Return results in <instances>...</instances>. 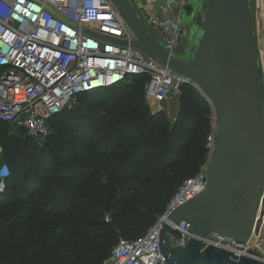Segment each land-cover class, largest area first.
I'll return each mask as SVG.
<instances>
[{
  "label": "trees",
  "instance_id": "obj_1",
  "mask_svg": "<svg viewBox=\"0 0 264 264\" xmlns=\"http://www.w3.org/2000/svg\"><path fill=\"white\" fill-rule=\"evenodd\" d=\"M146 81V74H134L77 93L48 119L46 154L35 152L38 138L16 126L14 134L0 119V163L9 171L0 192V264H51L60 243H71L70 260L102 264L86 243L112 246L118 234L138 237L133 227L149 226L198 170L207 152L209 103L183 83L169 119L150 109ZM77 211L88 224L80 217L74 226Z\"/></svg>",
  "mask_w": 264,
  "mask_h": 264
},
{
  "label": "built area",
  "instance_id": "obj_2",
  "mask_svg": "<svg viewBox=\"0 0 264 264\" xmlns=\"http://www.w3.org/2000/svg\"><path fill=\"white\" fill-rule=\"evenodd\" d=\"M146 1L133 3L145 10L143 18L153 33L176 49L185 0H166V4H174L166 13L157 12ZM86 30L124 39L127 44L104 40ZM134 38L114 0H0V119L23 128L27 135L45 136L48 119L70 106L77 93L109 86L134 74L147 75L145 91L156 109L165 111V104L178 98L183 83L199 90L210 105L207 152L198 170L180 182L163 212L142 235L129 238L118 234L102 264L163 263L157 247L161 221L167 212L205 188L216 138L213 105L198 85L167 69L148 52L131 46L129 41ZM260 64L264 82V65ZM171 115L174 119L175 114ZM8 173L6 163H1L0 189ZM257 218L261 220L259 231L255 234L252 230L247 240L237 241L209 231L198 237L201 247L211 243L237 255L250 254L252 249L256 255H251L264 264V184L257 202ZM172 225L175 230L169 233L170 244L183 245L191 235L189 222L182 219Z\"/></svg>",
  "mask_w": 264,
  "mask_h": 264
},
{
  "label": "water",
  "instance_id": "obj_3",
  "mask_svg": "<svg viewBox=\"0 0 264 264\" xmlns=\"http://www.w3.org/2000/svg\"><path fill=\"white\" fill-rule=\"evenodd\" d=\"M114 1L135 35L129 44L195 82L216 117L205 188L161 221L157 247L162 264H263L252 249L237 255L211 243L201 247L198 238L210 231L245 241L261 224L255 214L264 184V82L250 0H185L176 49L153 33L143 18L145 10L133 0ZM182 219L189 222L191 235L183 245H172V224Z\"/></svg>",
  "mask_w": 264,
  "mask_h": 264
},
{
  "label": "rangeland",
  "instance_id": "obj_4",
  "mask_svg": "<svg viewBox=\"0 0 264 264\" xmlns=\"http://www.w3.org/2000/svg\"><path fill=\"white\" fill-rule=\"evenodd\" d=\"M250 5H251V11H252L255 27H256L257 43H258V47H259V58H260V62L264 65V0H250ZM183 27H185V26L183 25ZM260 33H262V35H263L262 39L260 37ZM179 46H181V45L178 43L176 48ZM100 93L101 92H99L98 94L100 95ZM148 103H149L150 109L154 110V106H155L154 101L149 100ZM173 104H175V105H173ZM168 105H171L169 107L173 110H171L170 108H167L163 112H164L166 117L171 119V116H172L171 113L175 114L176 111L178 110V107H179V106H177L178 105L177 99L173 103H168ZM165 106H167V105L165 104ZM169 109L171 112H169ZM8 124H9V129L14 134H17V133H15V131H16L15 126L13 124H10V123H8ZM44 139H45V137H39L35 142V147H36L35 152L39 155L48 153L47 144H46ZM0 162H1V155H0ZM2 191H3V189H0V192H2ZM104 199H105V197L102 198V201H104ZM80 217L85 219V221H83L82 223L88 224V222H87L88 216L85 212L77 211L75 221ZM97 219H99V218H97ZM108 219H109V211H107L105 213V216H104L105 221H107ZM98 222H99V220L97 221V223ZM77 223H78V221L74 222V224H75L74 226L78 225ZM148 224L149 223H146V224L142 225L141 227H139V226L133 227V229L137 231L135 236L142 235L144 230L148 226ZM0 226L2 229L4 228L3 221L1 218H0ZM69 244H71V243H60L58 245L56 253L54 255V258H53L51 264H78L75 260L69 259V256H68ZM100 245L101 246H98V243H86L87 248L91 247L92 249L98 251L100 253V257L102 259H104L107 256L111 245L108 243H100Z\"/></svg>",
  "mask_w": 264,
  "mask_h": 264
},
{
  "label": "crops",
  "instance_id": "obj_5",
  "mask_svg": "<svg viewBox=\"0 0 264 264\" xmlns=\"http://www.w3.org/2000/svg\"><path fill=\"white\" fill-rule=\"evenodd\" d=\"M147 4L152 6L159 13H166L168 11H171L174 8V4L173 3L166 4V0H152V1L149 0L147 2ZM173 105H175V104H173ZM169 106H171V105L167 104L166 109L170 108ZM177 106H179V104ZM155 109H156V106H154V110ZM170 109H169V111H170ZM171 110H173V109H171Z\"/></svg>",
  "mask_w": 264,
  "mask_h": 264
},
{
  "label": "bare ground",
  "instance_id": "obj_6",
  "mask_svg": "<svg viewBox=\"0 0 264 264\" xmlns=\"http://www.w3.org/2000/svg\"><path fill=\"white\" fill-rule=\"evenodd\" d=\"M263 7V6H262Z\"/></svg>",
  "mask_w": 264,
  "mask_h": 264
}]
</instances>
